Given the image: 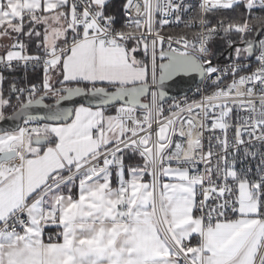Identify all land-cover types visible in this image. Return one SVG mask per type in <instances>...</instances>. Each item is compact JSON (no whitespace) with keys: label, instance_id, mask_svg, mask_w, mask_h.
I'll return each mask as SVG.
<instances>
[{"label":"snow or ice","instance_id":"snow-or-ice-1","mask_svg":"<svg viewBox=\"0 0 264 264\" xmlns=\"http://www.w3.org/2000/svg\"><path fill=\"white\" fill-rule=\"evenodd\" d=\"M0 264H264V0H0Z\"/></svg>","mask_w":264,"mask_h":264},{"label":"water","instance_id":"water-1","mask_svg":"<svg viewBox=\"0 0 264 264\" xmlns=\"http://www.w3.org/2000/svg\"><path fill=\"white\" fill-rule=\"evenodd\" d=\"M67 106H71V105H67ZM6 126V125H5Z\"/></svg>","mask_w":264,"mask_h":264}]
</instances>
